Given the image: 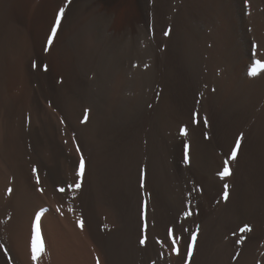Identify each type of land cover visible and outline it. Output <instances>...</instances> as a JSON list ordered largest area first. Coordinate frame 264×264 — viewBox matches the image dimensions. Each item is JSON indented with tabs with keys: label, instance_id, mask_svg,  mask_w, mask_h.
Returning a JSON list of instances; mask_svg holds the SVG:
<instances>
[{
	"label": "bare ground",
	"instance_id": "obj_1",
	"mask_svg": "<svg viewBox=\"0 0 264 264\" xmlns=\"http://www.w3.org/2000/svg\"><path fill=\"white\" fill-rule=\"evenodd\" d=\"M257 59L264 0H0V264H264Z\"/></svg>",
	"mask_w": 264,
	"mask_h": 264
},
{
	"label": "snow or ice",
	"instance_id": "obj_2",
	"mask_svg": "<svg viewBox=\"0 0 264 264\" xmlns=\"http://www.w3.org/2000/svg\"><path fill=\"white\" fill-rule=\"evenodd\" d=\"M245 2L247 3V0H245ZM64 8H61L59 10V13L57 14L56 16V19H55V23L53 24V26L51 27V34L47 37V43L48 45H51L53 43V38L57 35V28L58 26L61 25V17L63 16L64 14ZM165 35H168V32H165L164 33ZM256 46L253 45V48H255ZM255 55V53H254ZM261 69H264V63H262L260 60H255L254 61V64L253 66L249 69V76H255L258 74V72L261 70ZM205 123V126H207V120L204 121ZM180 132L182 135H185L186 134V131L185 129L181 128L180 129ZM205 138H207V133H205ZM240 147V139L237 138V140L235 141V147L231 149V156H230V159H236V156H237V150L239 149ZM188 148V145L185 144V149ZM77 151H79V149H77ZM185 161L187 162V152H185ZM84 168H85V161L83 159V157L81 156L80 158V163H79V170L77 171L76 175L78 177H82L83 174H84ZM36 170L33 169V172H35ZM218 175L220 176L221 179H224V177L226 176H229L230 175V170H229V167H228V160L226 159L224 161V167H223V170L220 171L218 173ZM39 182V181H37ZM80 187V182L77 181L75 183V188H79ZM141 187H143V180H141ZM224 193H223V196L225 199L228 198V185L225 184L224 185ZM9 191H11V189H9ZM59 191L63 192L64 189L61 188L59 189ZM57 211H59V209H57ZM190 213H186V215H189ZM40 218H41V213H36L35 214V219L33 220L32 222V240H31V252H32V256H31V259L35 262L38 257H39V254L42 253L44 251V245H43V241L41 239V234H40V227H39V221H40ZM78 223H81V222H78ZM81 226H82V223H81ZM146 227V225H145ZM250 230L248 228L247 225H245L244 228L241 229V231H248ZM173 235V231L172 229H169L168 230V236L169 237H172ZM191 240L190 242L187 243L186 245V252H187V255L188 256H191L192 254V248H193V245L195 244V241H196V233H191ZM239 242V241H237ZM139 243L143 246L145 244V238H141ZM178 245V238L177 239H172V242H171V251L175 254H180V251H179V248L177 247Z\"/></svg>",
	"mask_w": 264,
	"mask_h": 264
},
{
	"label": "rangeland",
	"instance_id": "obj_3",
	"mask_svg": "<svg viewBox=\"0 0 264 264\" xmlns=\"http://www.w3.org/2000/svg\"><path fill=\"white\" fill-rule=\"evenodd\" d=\"M138 264H148V262H143V261L139 260ZM151 264H152V261H151Z\"/></svg>",
	"mask_w": 264,
	"mask_h": 264
}]
</instances>
